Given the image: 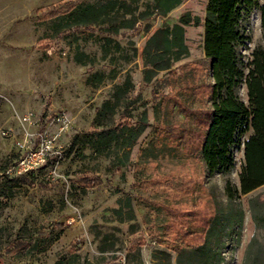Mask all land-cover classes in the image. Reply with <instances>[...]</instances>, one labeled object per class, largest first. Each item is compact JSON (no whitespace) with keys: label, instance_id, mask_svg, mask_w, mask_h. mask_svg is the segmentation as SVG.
<instances>
[{"label":"rangeland","instance_id":"rangeland-1","mask_svg":"<svg viewBox=\"0 0 264 264\" xmlns=\"http://www.w3.org/2000/svg\"><path fill=\"white\" fill-rule=\"evenodd\" d=\"M107 1L0 0V264H264V185L233 199L226 190L240 184L244 145L234 146L229 172L209 173L191 141L210 98L197 94L189 111L164 98L179 84L211 81L199 69L203 25L186 27L190 53L171 71L145 72L148 38L184 12L204 18L208 0H185L129 28L120 16L87 26L63 15ZM151 1L139 0L136 13ZM244 25L248 62L264 44L260 11ZM125 81L130 91L116 100ZM238 93L248 103L245 84ZM27 111L42 121L66 111L72 126L61 157L16 181L4 171L20 155L15 141ZM81 175L102 182L84 186ZM215 207L206 244L193 248Z\"/></svg>","mask_w":264,"mask_h":264},{"label":"trees","instance_id":"trees-1","mask_svg":"<svg viewBox=\"0 0 264 264\" xmlns=\"http://www.w3.org/2000/svg\"><path fill=\"white\" fill-rule=\"evenodd\" d=\"M184 1L152 0L144 10L136 13L139 0H108L105 3L76 4L68 7L63 15L73 20L75 25L87 26L102 25L111 22L115 16H120L121 27L129 28L138 19L142 23L153 17L166 16ZM55 7L57 6L54 5L53 16L59 14ZM254 10L260 11L264 27V1L208 0L204 18L191 12L182 13L178 22L158 28L148 38L143 50L146 73L171 71L176 62L190 53L186 43V27L203 25L206 63L199 64V69L206 71L208 68L211 81L195 85L179 84L171 98L168 95L164 98H169L174 106H183L188 111L190 99L197 94L202 99L210 98L211 105L198 110L202 116L199 120L201 127L193 132L196 138L190 139L193 140V145L196 144L195 151L209 173L229 172L235 162L234 146L244 145L245 162L239 174L240 184L232 186L228 183L226 187L230 199L248 194L264 185V44L252 50L248 62L243 60L240 51L241 45H246L250 39L246 35L244 23ZM117 31L115 28L114 32ZM179 74L182 78V74ZM183 78L186 79L185 73ZM242 84L247 87L248 103L238 93ZM129 85V81L117 85L114 98H123L130 91ZM185 91L191 92L187 100L182 98ZM132 131L136 132L135 129ZM184 141L191 144L189 140ZM28 175L30 174L14 177V180L27 181ZM78 181L84 186H96L101 184L102 178L81 175ZM216 211L215 207V211L208 217L204 233L193 248L206 244ZM17 246L22 247L24 243L19 242Z\"/></svg>","mask_w":264,"mask_h":264},{"label":"built area","instance_id":"built-area-1","mask_svg":"<svg viewBox=\"0 0 264 264\" xmlns=\"http://www.w3.org/2000/svg\"><path fill=\"white\" fill-rule=\"evenodd\" d=\"M24 137L18 139L13 130L3 131L4 135L16 137L19 157L5 170L10 177L24 176L44 167L50 157H61L62 139L72 126V119L66 111L53 113L46 120L27 111L21 118Z\"/></svg>","mask_w":264,"mask_h":264}]
</instances>
